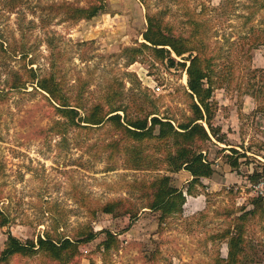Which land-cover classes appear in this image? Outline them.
Listing matches in <instances>:
<instances>
[{
  "label": "rangeland",
  "instance_id": "obj_1",
  "mask_svg": "<svg viewBox=\"0 0 264 264\" xmlns=\"http://www.w3.org/2000/svg\"><path fill=\"white\" fill-rule=\"evenodd\" d=\"M8 1L0 0V88L12 70L24 71L33 60L32 66L45 73L55 57L59 76L74 94L84 91L87 107L117 91L118 102L127 104L133 114L141 104L148 109L154 106L161 116L177 122L191 114L186 69L170 67L149 49L129 63V48L144 42L142 34L147 27V8L140 0H105L104 12L77 21L51 9L50 4L63 0ZM68 1L81 6L96 2ZM222 1L148 0V4L152 12L165 11V20L185 34L190 29V15L206 8L214 26L211 46L221 48L222 53L217 69L224 71L232 64H247L246 50L238 38L248 29L243 15L249 0ZM217 6L221 9L214 10ZM263 17V12L255 17L257 27L262 26ZM20 43L31 50L27 58L12 52ZM250 54L253 68L264 66L262 48ZM225 87L214 94V123L226 133L228 143L240 151L242 144L250 148V157L242 158L243 164L233 170L226 162L230 151L222 150L226 145L207 143L205 154L214 162L216 173L204 179L207 188L202 195H186L182 214L164 222L150 209L140 210L135 220L97 209L117 199L137 207L145 204L134 184L149 182L157 171L127 166L125 150L137 142H125L110 123L100 127L70 125L44 93L32 86L0 100V209L9 218L7 225H0V258L9 233L22 241L37 242L47 234L55 239L78 238L88 226L99 232L98 236L80 245V254L71 264H214L219 253L226 257V242L211 237L232 225L242 207L252 210L257 196L264 202V176H252L264 175V114L253 112L256 101L250 95H238L234 86ZM116 139L124 143L118 156L109 148ZM138 146L156 156L164 152V146L154 142ZM171 176L179 188L191 180L186 170ZM104 230L112 231L119 240L109 253L101 244L106 239ZM246 234L245 264H264L262 212L248 220ZM152 253L157 254L156 259L150 261ZM0 264L57 263L38 253L17 254Z\"/></svg>",
  "mask_w": 264,
  "mask_h": 264
},
{
  "label": "trees",
  "instance_id": "obj_2",
  "mask_svg": "<svg viewBox=\"0 0 264 264\" xmlns=\"http://www.w3.org/2000/svg\"><path fill=\"white\" fill-rule=\"evenodd\" d=\"M140 1L147 8V27L142 34L144 42H140L138 47L129 48L131 52L129 63L138 60L144 49H149L153 51L157 59L167 60L170 67L186 69L188 77L186 93L190 99L191 114L185 120L177 122L172 117L161 116L158 108L153 106L148 109L145 104H141L139 110L133 114L129 111L127 104L118 102L120 92L117 91L108 93L107 97H102L87 107L84 91L79 90L74 94L66 86L65 79L59 76L60 68L55 57L50 63L49 71L45 73L40 67L32 66L33 60L25 66L24 71L12 70L4 88H0V100H5L13 92L25 91L32 86L34 90L44 93L57 113L66 118L70 125L100 127L110 123L125 142L128 140L137 142L136 145L125 150L128 152L125 159L127 166L132 169L157 171L149 182L134 184V188L141 192V199L145 201V204L137 207L124 199H117L101 204L97 209L114 216L129 215L131 220L139 216L140 210L150 209L157 211L160 222H164L169 217L182 214L187 201L185 193L203 194L207 186L202 179L211 178L216 173L214 162L205 154L207 143L217 141L226 145L222 150L230 151V154H226V162L233 170L240 168L243 164L242 158L250 157L248 155L251 152L250 148L245 149L242 144L243 151H240L234 144L228 143L226 133L222 132L221 126L214 123L217 111L214 94L216 89L223 88L225 85L226 87L234 86L238 95H250L255 99L254 113L264 114V66L253 68L250 54L253 49L262 48L264 55V20L261 27L254 24L255 17L261 12L264 14V0H249L245 3L247 14L243 15L245 18L243 24L248 26V29L244 30L243 35L238 39L242 41V49L246 50L247 64L242 67L230 64L231 66L225 67L224 71L217 69V59L222 56V53L221 48L216 49L211 46L214 26L213 19L206 15V8L190 15L188 22L190 29L185 34L165 20V11L152 12L148 0ZM225 2L229 4L231 0H223L222 4ZM105 6V0H96L89 6L77 5L68 0L50 4L55 12H63L67 18L76 21L97 16L106 10ZM213 9L220 10L221 6ZM12 52L14 55L21 53L23 58L31 54L26 43H20V46L12 48ZM186 54L188 56H185ZM187 61L190 62L189 65ZM63 130L61 126L60 131ZM150 142L164 146L162 156L144 152L142 147L138 146V144ZM123 144H120L118 139L109 144L113 155L118 156L123 153ZM161 170L167 173H161ZM181 170L188 171L192 176L185 188L174 185L171 176L172 173ZM259 173L252 176L261 179L264 175ZM253 202L255 207L252 210L242 207L240 211L243 212L232 218V225L221 234L211 237L212 240L226 242L228 247L227 256L223 257L219 253L214 264H245L248 220L259 212H262L264 216L262 196H257ZM0 221L1 226L9 222L8 215L1 209ZM104 232L106 239L101 244L105 253H109L118 247L119 240L112 231L104 230ZM98 233L92 226H88L78 238L55 239L47 234L39 236L37 242L31 239L22 241L9 233L0 260L6 261L17 254L31 256L39 253L57 264H71L80 254V245L95 240ZM156 255L152 253L149 260H155Z\"/></svg>",
  "mask_w": 264,
  "mask_h": 264
},
{
  "label": "crops",
  "instance_id": "obj_3",
  "mask_svg": "<svg viewBox=\"0 0 264 264\" xmlns=\"http://www.w3.org/2000/svg\"><path fill=\"white\" fill-rule=\"evenodd\" d=\"M228 151V150H227ZM191 178H192V176H191ZM212 178V177H211ZM204 179H206V178H203L202 180H203V182H204ZM207 179H209V178H207ZM186 195H187V193H185ZM200 195H202V194H199V195H197L198 197L200 196ZM187 197V196H186ZM193 198V197H192ZM187 199V198H186ZM187 202V201H186ZM186 204V203H185ZM184 207H185V205H184Z\"/></svg>",
  "mask_w": 264,
  "mask_h": 264
},
{
  "label": "built area",
  "instance_id": "obj_4",
  "mask_svg": "<svg viewBox=\"0 0 264 264\" xmlns=\"http://www.w3.org/2000/svg\"><path fill=\"white\" fill-rule=\"evenodd\" d=\"M261 184H263V182H262V183H260L259 185L261 186Z\"/></svg>",
  "mask_w": 264,
  "mask_h": 264
}]
</instances>
